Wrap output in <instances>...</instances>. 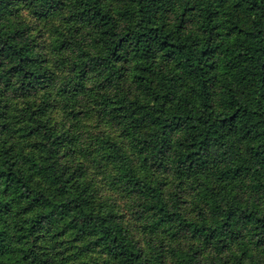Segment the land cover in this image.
Returning <instances> with one entry per match:
<instances>
[{"label":"trees","instance_id":"obj_1","mask_svg":"<svg viewBox=\"0 0 264 264\" xmlns=\"http://www.w3.org/2000/svg\"><path fill=\"white\" fill-rule=\"evenodd\" d=\"M119 1L0 0V264H264V0ZM35 4L52 50L5 19Z\"/></svg>","mask_w":264,"mask_h":264},{"label":"rangeland","instance_id":"obj_2","mask_svg":"<svg viewBox=\"0 0 264 264\" xmlns=\"http://www.w3.org/2000/svg\"><path fill=\"white\" fill-rule=\"evenodd\" d=\"M175 1H183V0H175ZM114 3L118 5L120 3L119 0H113ZM37 6L36 4L33 6H24L19 14H13V12H9L5 19L9 24H14L16 22L15 18L21 19L24 22V25L29 28L32 38L35 40L36 44L42 45L45 44L47 46L46 50L49 48L52 50L55 45V41L57 38L56 31L60 28L62 24L61 21L64 20L63 15H58L50 18H41L38 13L36 15ZM9 18V21H8ZM58 33V32H57ZM40 52V48H38ZM51 64L53 66V70L56 72L57 77L60 81L63 80L68 72L65 66L60 67L61 63V54H55L48 52ZM57 62V65H56ZM56 65V66H55ZM17 99L13 102L16 103ZM56 117L61 120L63 119L62 114L56 115ZM82 132H83V145L90 151L89 155L86 158V162L88 167H91V171L98 172L99 176L93 180L95 189L98 190L97 194L100 197L107 199L109 202H115L120 208V211L125 214L126 221L130 222L132 225H136L137 222L133 217V208L132 202L129 200V196H127L122 189L118 188L114 185L113 181H111L110 173L107 171V164L105 160H101L97 153L96 149L99 147L97 141H92L93 138L99 135H111L114 139L121 142L122 144H128L125 140H121L118 131H114L106 126L105 122H103L98 114L94 113L87 116L82 122Z\"/></svg>","mask_w":264,"mask_h":264}]
</instances>
